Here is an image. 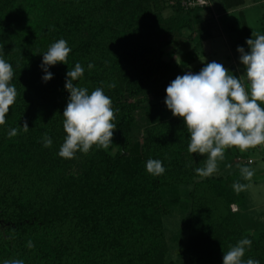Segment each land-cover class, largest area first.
Wrapping results in <instances>:
<instances>
[{"label":"trees","instance_id":"trees-1","mask_svg":"<svg viewBox=\"0 0 264 264\" xmlns=\"http://www.w3.org/2000/svg\"><path fill=\"white\" fill-rule=\"evenodd\" d=\"M170 1L176 12L165 19L163 8ZM180 2L0 0V58L12 65L10 84L17 90L0 125V264H162L167 253L162 216L171 213L164 190L189 185L192 211L181 264H223L224 253L242 238L252 241L242 259L260 264L264 238L247 236L230 208L243 196L232 185L242 166L228 176L198 179L195 169L205 162L189 153L190 133L165 104L170 81H155L154 93L164 98L146 107L150 124L143 145L132 142L135 105L124 97L147 93L152 75L166 77L177 69L160 47L138 45L134 32L139 25L145 30L142 39L151 42L164 29L172 36L185 34L202 8L185 10ZM251 38L234 46L248 52ZM60 39L71 48L67 64L49 66L53 78L45 82L42 55ZM76 63L84 74L74 85L89 94L103 88L111 98L119 149L111 153L94 146L74 170L76 158L60 157L57 144L66 137L63 112L70 93L65 84ZM112 83L115 88L108 87ZM25 121L27 132L21 127ZM13 128L20 130L9 138ZM45 133L52 139L48 148ZM149 159L162 161L163 175L147 172Z\"/></svg>","mask_w":264,"mask_h":264},{"label":"clouds","instance_id":"clouds-1","mask_svg":"<svg viewBox=\"0 0 264 264\" xmlns=\"http://www.w3.org/2000/svg\"><path fill=\"white\" fill-rule=\"evenodd\" d=\"M250 51L238 47L240 62L245 74L236 78L222 64L207 63L197 74L191 72L177 76L166 88L165 104L174 117L182 119L190 133L188 151L206 156L204 167L195 169L200 177H209L218 171V162L223 161L225 151L230 148L241 152L264 146V34H253L246 41ZM71 52L67 42L60 39L53 43L43 56L42 68L45 82L53 78L49 66L67 64ZM89 69L93 67L88 65ZM12 65L0 58V125L6 123L10 107L15 103L17 90L10 84L13 78ZM84 74L81 64L67 72L65 84L70 93L63 112V130L66 133L59 156L73 159L76 153L87 154L94 146L107 150L112 145L116 131V110L112 100L103 88H96L90 94L87 88L74 85ZM115 88L114 83L108 85ZM29 130L27 121L21 126ZM20 129L8 132L9 138L17 136ZM44 146L51 147L52 139L47 133ZM231 167V165H228ZM146 170L154 176L163 175L165 168L160 160L149 159ZM241 177L251 180L254 171L240 168ZM248 185L235 182L233 188L240 192ZM252 241L242 238L223 255V264H259V261L242 259ZM34 247L31 241L27 245ZM4 264H24L22 260L5 261Z\"/></svg>","mask_w":264,"mask_h":264},{"label":"rangeland","instance_id":"rangeland-1","mask_svg":"<svg viewBox=\"0 0 264 264\" xmlns=\"http://www.w3.org/2000/svg\"><path fill=\"white\" fill-rule=\"evenodd\" d=\"M170 3L163 8L165 19L173 15L175 11L172 5L174 2L170 1ZM201 8L197 22L191 29L185 30L183 35L172 36L168 29H164V35L152 38L153 42H151L142 39L141 35L145 30L139 25L134 32L137 37L140 36L138 45L152 44L160 47L163 58L171 65L177 66H175L177 69L166 77L152 75L154 80L147 93L127 94L126 98L124 97L127 102L135 105V118L131 126V138L134 145H143L144 133L150 124L146 107L164 98L154 93V83L157 80L172 82L177 76H183L189 72L197 74L211 62L222 64L231 74L236 71L238 78L245 74L246 70L240 62L238 47L234 45L245 36L252 37V33L264 34V0H209V3ZM117 29L122 32V24H119ZM62 144L63 142L59 141L57 145ZM118 149L119 144L113 134L112 145L108 150L115 153ZM83 154L79 151L76 153L74 170L78 168L77 162ZM200 158L205 162L207 157L200 156ZM250 159H253L252 163L249 162ZM239 165L249 167L254 171V175L251 180H244L239 172L233 178V184L239 182L248 187L240 191L243 196L239 201L232 202L230 208L237 215L238 228L258 241L264 238V146H257L244 152L236 148L227 149L223 161L218 162V171L209 177L228 176L235 172ZM201 178L203 177H198V179ZM192 189L193 186L189 185L164 190V201L171 208V213L162 216L167 241V253L162 264H181L186 257L183 249L189 239L187 226L192 211L190 194ZM261 257L260 264H264V255Z\"/></svg>","mask_w":264,"mask_h":264},{"label":"built area","instance_id":"built-area-1","mask_svg":"<svg viewBox=\"0 0 264 264\" xmlns=\"http://www.w3.org/2000/svg\"><path fill=\"white\" fill-rule=\"evenodd\" d=\"M180 3L184 6V8L190 9L194 7H203L209 3V0H181ZM249 162L252 163L253 159H250Z\"/></svg>","mask_w":264,"mask_h":264}]
</instances>
